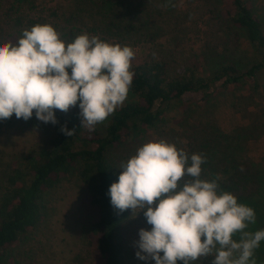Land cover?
I'll use <instances>...</instances> for the list:
<instances>
[{
    "label": "trees",
    "instance_id": "trees-1",
    "mask_svg": "<svg viewBox=\"0 0 264 264\" xmlns=\"http://www.w3.org/2000/svg\"><path fill=\"white\" fill-rule=\"evenodd\" d=\"M12 12L15 21H24V11L36 8L38 0H0ZM67 2L66 8L51 13L57 20L51 24L60 33L61 39L70 41L77 32L97 35L100 39L115 40L125 44L132 35L141 31V24L130 19L125 0H61ZM218 25L232 46L238 47V35L234 28L242 30L247 41L259 50V55L241 71L232 61H219L208 69H199L198 55L195 61L179 66L174 72L169 62L153 56L133 58L131 71L134 73L131 87L122 106L116 108L106 121L89 130L82 125L79 107H71L67 112L55 111L58 123H44L33 113L30 120L48 130L45 142L31 152L16 158L13 166L3 175L0 182V264H11V249L25 240L26 235L41 220L44 201L62 178L74 173L83 190L81 205L84 212L92 215L85 224V250L89 264H128L129 250L125 226L131 217L130 209L119 212L110 203L108 190L118 180L114 149L134 140L148 138L150 132L167 123L170 113H185L193 100L207 101L213 95L233 88L258 90L261 74L264 72V25L253 11L251 0H220ZM87 12L84 16L82 13ZM68 15V19L65 16ZM76 16L86 19L82 28L73 26ZM60 20V22H58ZM30 26L41 23L39 19L29 20ZM44 21V20H43ZM220 29V28H219ZM218 29V30H219ZM63 30L64 33L60 31ZM84 31V32H83ZM222 34V33H221ZM231 37H230V36ZM20 34H8L2 42L15 44ZM144 39L145 36H143ZM198 58V59H197ZM200 71V72H199ZM70 72V70H69ZM182 114V115H183ZM17 119L15 115L7 122ZM62 125L73 129L71 136L60 131ZM214 144L202 145L199 153L206 158L202 164L201 178L217 179L218 191H228L237 197L238 203L246 204L256 210V201L264 203V170L243 171L238 159L225 155L226 161L216 164L211 161L209 150L219 144L235 146L240 134H219ZM198 153V151H197ZM238 182V183H236ZM253 182L255 187L245 191V183ZM234 184L241 192L233 191ZM264 211V205H263ZM262 220L249 223L246 231L256 232L264 229ZM260 251L264 240L260 242ZM252 259L255 264L264 262L263 251ZM205 260V259H204ZM207 261V260H206ZM177 264H183L178 261ZM190 264H196L190 262ZM198 264H210L200 260Z\"/></svg>",
    "mask_w": 264,
    "mask_h": 264
},
{
    "label": "clouds",
    "instance_id": "clouds-1",
    "mask_svg": "<svg viewBox=\"0 0 264 264\" xmlns=\"http://www.w3.org/2000/svg\"><path fill=\"white\" fill-rule=\"evenodd\" d=\"M134 55L129 46L87 32L66 42L51 24L25 28L15 44L0 42V120L13 114L28 120L35 113L55 125L56 110L67 112L79 102L82 125L94 130L126 100ZM60 131L73 134L66 125ZM205 162L202 154L189 157L158 139L143 143L121 164L108 195L119 212L144 210L151 229H139V259L190 264L213 256L212 264H255L254 250L264 240V229L246 231L256 222L255 210L218 191L217 179H202Z\"/></svg>",
    "mask_w": 264,
    "mask_h": 264
},
{
    "label": "rangeland",
    "instance_id": "rangeland-1",
    "mask_svg": "<svg viewBox=\"0 0 264 264\" xmlns=\"http://www.w3.org/2000/svg\"><path fill=\"white\" fill-rule=\"evenodd\" d=\"M125 1L130 19L142 26L141 31L137 33L139 36L132 35L125 43L133 49L134 58L140 59L147 55L162 58L169 62V69L174 72L179 66L191 60L195 61L194 55H198L200 70L213 67L219 61H232L243 71L259 55V50L247 41L240 29H233L238 35V47L232 46L230 39L219 40L221 37H228L216 19L221 8L220 0ZM251 1L254 13L264 25V0ZM66 5L68 3L61 0H38L35 9L21 10L24 11L25 19L18 23L14 14L7 12L6 5L0 1V42L8 34L22 35L23 29L31 28L30 19H39L41 24L57 20L51 13L57 9H65ZM82 14L86 16L88 13L84 11ZM68 17L66 15L65 19ZM76 18L73 26L82 28L86 19L82 16ZM60 32L64 33L63 30ZM81 33L82 31L77 32L76 36ZM75 37L70 38V41ZM105 40L121 45L115 40ZM260 77L258 90L233 88L219 92L207 101L193 100L188 104L186 114L171 112V119L150 132L148 138H136L114 149L118 174L121 164L147 141L164 139L174 143L178 149H183L190 157L197 151L198 154H203L199 153L202 149L200 145H209L208 139L215 144L221 132L231 135L239 133L240 137L234 141L235 146H227L224 141L219 144L224 151L217 148L209 150L210 159L215 165L221 160L226 161L228 158H225V155L229 154L243 163V171L249 172L259 168L264 170V72ZM48 135L44 126L30 119L20 118L10 123L0 120V182L18 156L43 144ZM184 179L190 177L186 176ZM245 185L246 188L241 185L245 191H251L255 187L253 182H247ZM233 191L241 192L240 187L235 184ZM82 195L83 190L74 173L62 178L46 196L40 222L28 232L24 241L10 250L11 264H89L84 247L85 224L92 214L83 211ZM255 205L256 222L262 220L264 226V203L256 201ZM130 213L131 217L125 226L129 247L128 264H155L151 258L141 260L136 256L139 250V229H151L144 216V210L137 209L132 213L130 209ZM233 239L238 241L239 234ZM260 248L259 245L257 250ZM257 250H254V254L257 252L256 256L261 251L264 254V248ZM213 259V256H207L193 262L198 264L202 260L212 264ZM260 264L264 262L261 260Z\"/></svg>",
    "mask_w": 264,
    "mask_h": 264
}]
</instances>
